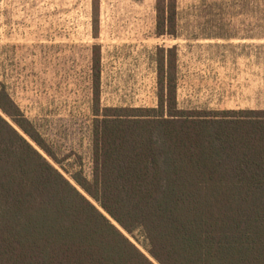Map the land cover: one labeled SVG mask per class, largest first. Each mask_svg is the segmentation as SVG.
Returning <instances> with one entry per match:
<instances>
[{
    "label": "trees",
    "instance_id": "trees-1",
    "mask_svg": "<svg viewBox=\"0 0 264 264\" xmlns=\"http://www.w3.org/2000/svg\"><path fill=\"white\" fill-rule=\"evenodd\" d=\"M155 10L177 36V0ZM92 54L90 175L0 91V264H264V109L179 108L176 46L156 54L157 106H102Z\"/></svg>",
    "mask_w": 264,
    "mask_h": 264
},
{
    "label": "rangeland",
    "instance_id": "rangeland-1",
    "mask_svg": "<svg viewBox=\"0 0 264 264\" xmlns=\"http://www.w3.org/2000/svg\"><path fill=\"white\" fill-rule=\"evenodd\" d=\"M155 3L97 0L94 37L93 0H0V91L60 158L73 154L71 170L79 154L92 171L94 44L102 106H157L156 54L176 46L179 108L264 109V0H177L175 37L156 34ZM125 233L154 260L141 232Z\"/></svg>",
    "mask_w": 264,
    "mask_h": 264
}]
</instances>
